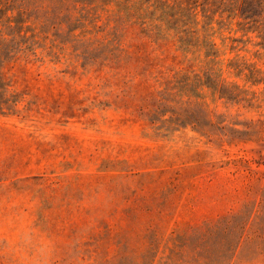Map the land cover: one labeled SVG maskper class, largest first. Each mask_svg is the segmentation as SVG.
<instances>
[{"label": "rangeland", "instance_id": "1", "mask_svg": "<svg viewBox=\"0 0 264 264\" xmlns=\"http://www.w3.org/2000/svg\"><path fill=\"white\" fill-rule=\"evenodd\" d=\"M50 18L26 16L34 50L3 67L0 264H264L258 34L218 14L206 57L135 21ZM251 211L233 254L214 231Z\"/></svg>", "mask_w": 264, "mask_h": 264}, {"label": "trees", "instance_id": "2", "mask_svg": "<svg viewBox=\"0 0 264 264\" xmlns=\"http://www.w3.org/2000/svg\"><path fill=\"white\" fill-rule=\"evenodd\" d=\"M30 12L35 13L38 20L46 17V22L52 20L50 16L54 12L57 13L59 21H52V29L66 20L74 30L85 26V22L101 21L104 14L109 22L135 21L151 35L175 38L185 54L205 52L206 57L219 54L211 33L215 16L228 14V18L240 20L238 25L242 31L257 33L264 42V0H0L2 113L13 111L16 106V97L9 95L3 67L21 52L34 50L33 44H29L30 38L24 34L26 16ZM75 14H79L77 19ZM200 16L204 19L202 29L199 28ZM232 41L240 42L238 39ZM117 51L119 46L114 39L111 54ZM262 196L263 210L258 225L264 233V189ZM252 216V211L248 216L247 213L235 215L222 220L216 227L214 232L221 244L233 254L243 241L245 226ZM216 261H222V258H216Z\"/></svg>", "mask_w": 264, "mask_h": 264}]
</instances>
